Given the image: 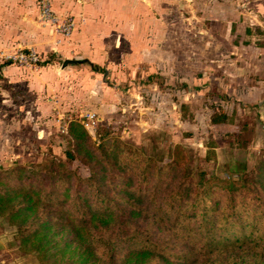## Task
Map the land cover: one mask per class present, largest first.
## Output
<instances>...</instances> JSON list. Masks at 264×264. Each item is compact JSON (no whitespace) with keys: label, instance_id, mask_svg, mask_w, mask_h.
I'll return each instance as SVG.
<instances>
[{"label":"trees","instance_id":"obj_1","mask_svg":"<svg viewBox=\"0 0 264 264\" xmlns=\"http://www.w3.org/2000/svg\"><path fill=\"white\" fill-rule=\"evenodd\" d=\"M66 134L88 177L54 160L0 168V218L21 251L41 264H264V154L236 180H198L180 147L161 166L120 139L96 146L78 122Z\"/></svg>","mask_w":264,"mask_h":264},{"label":"rangeland","instance_id":"obj_2","mask_svg":"<svg viewBox=\"0 0 264 264\" xmlns=\"http://www.w3.org/2000/svg\"><path fill=\"white\" fill-rule=\"evenodd\" d=\"M232 1L165 0L166 3L174 2L167 13L176 21L177 35L172 40V52L165 42L162 43L165 50L162 57L169 60L177 53L178 67L182 70L169 71L171 65L165 61L160 64L167 68L159 71V64L155 66L149 62L151 58H146L140 63L135 59V64L124 66L122 70L120 66L108 65L110 70L104 75L86 73L81 67L75 78L60 76L63 80L59 87L44 97L48 113L40 111L34 115L30 124L37 129L25 127L26 137H21L26 147L36 150L35 154L25 159H7L0 168L5 170L21 163L29 167L42 165L37 170L48 169L46 165L54 160L62 169L70 168L80 177H88L89 169L79 158L68 159L69 141L62 131L71 121L83 126L86 115L92 113L100 124L94 133L87 132L96 146L110 139H120L161 166L171 161L175 148L180 147L189 172L193 171L198 180L200 175H204V179L216 175L222 180L233 181L243 171L253 169L264 154V79L259 78L264 76V71L256 75L252 71L259 61L264 67V55H260L258 49L264 37L256 35L264 32V0H239L241 6H228ZM215 3L225 7L219 9ZM164 14L166 12L162 16ZM222 14L236 21L232 22V31L225 30V25L220 28L219 35L225 34V40L202 39L198 32L193 38L195 52H189L192 43L185 35L189 31L187 28L192 27L190 20H194L193 31L206 32L210 30V21ZM247 29H251L253 35H243ZM202 47L206 51L202 52ZM208 54L215 70L206 72L208 79L201 85L196 78L203 74L198 70L191 72L189 65L194 63L202 68L210 61ZM233 57L244 69L233 71V66H226L222 70L221 64ZM118 62L122 64L120 59ZM153 66L155 72H151ZM191 75L195 78L193 81L198 82L196 86L186 82ZM224 90L229 100L225 99ZM106 91L107 97L104 96ZM219 115L231 121L212 124L213 116ZM243 126L245 129L241 128ZM15 234L16 228L0 218V264H41L35 255L19 249Z\"/></svg>","mask_w":264,"mask_h":264},{"label":"crops","instance_id":"obj_3","mask_svg":"<svg viewBox=\"0 0 264 264\" xmlns=\"http://www.w3.org/2000/svg\"><path fill=\"white\" fill-rule=\"evenodd\" d=\"M39 1L0 0V165H5L3 162L7 159H25L35 154L36 150H32L33 147H26L21 137H26L25 127L37 129L30 124V119L40 111H48V107L43 102L44 97L49 94L50 90L59 87L63 80L60 76L75 78L79 75L81 67L86 73H93L96 76L104 75L110 70L108 65L120 66L122 70L124 66L129 67L135 64V59L140 63L145 62L146 58H151L149 62L155 66L159 64V71L163 67L167 68L160 64L165 61L171 65L169 71L173 70L178 73L182 70L178 67L177 53L169 60L162 57L165 55L162 43L165 42L172 52L174 48L172 40L177 35L175 33L177 32L176 21L171 18V13H167L170 4L174 2L166 3L165 0H49L56 15L71 17L74 21L73 33L70 37H64L56 33L49 24L40 21ZM238 1L234 0L232 3L230 1L227 4L228 6L234 4L241 6ZM215 4V7L219 9L225 7L222 3ZM172 8L171 6L170 9ZM258 10L261 8L258 7ZM163 12H166L164 16H162ZM215 20L210 21V30L206 32L193 31L194 20H190L192 27L187 28L189 31L185 35L186 39L192 43L189 52H195L193 38L196 33H201L202 39L214 37L217 40H225V34L224 36L219 35L220 28L225 25V30L232 31L234 27L232 22L236 23L234 18H228L223 14L215 17ZM167 24L170 25L166 27ZM250 30L247 29V33L243 35L248 33L253 35ZM256 35L257 38L263 39L264 32H258ZM260 46L259 54L263 56L264 46L261 44ZM21 49L36 51L42 59L41 67H19L4 58ZM201 51L206 50L202 47ZM221 52L225 51L221 50ZM212 53L214 52L210 51V54ZM119 59L122 64L118 62ZM209 59L210 61L202 68L194 63L189 65L191 72L198 70L197 72L203 74L202 77L196 78L201 85L208 79L206 72L215 70L212 58ZM236 62H238L236 58H230L224 64L220 62V68L225 70L226 66H233L235 68L233 71L239 68L241 70L243 64L239 66ZM253 67L254 75L256 72L264 71L260 61ZM151 72H155L154 66ZM263 77L259 78L262 80ZM204 78L205 81H203ZM194 79L191 75L186 79L187 84L196 86L198 82L193 81ZM223 92L225 99L229 100V94L225 90ZM258 95H260L259 92ZM104 96H109L108 91ZM216 96L219 97V95Z\"/></svg>","mask_w":264,"mask_h":264},{"label":"built area","instance_id":"obj_4","mask_svg":"<svg viewBox=\"0 0 264 264\" xmlns=\"http://www.w3.org/2000/svg\"><path fill=\"white\" fill-rule=\"evenodd\" d=\"M39 18L42 23L49 24L56 33L64 37H70L75 28L74 21L71 17H59L55 14L49 0L39 1ZM4 58L8 62L24 68H39L42 65L40 55L33 49H21L13 54L6 55ZM99 122L96 115L89 113L82 121V124L87 131L94 133L100 124ZM66 129L67 128L63 126L62 133H66Z\"/></svg>","mask_w":264,"mask_h":264}]
</instances>
